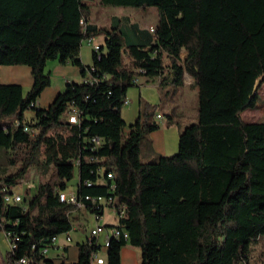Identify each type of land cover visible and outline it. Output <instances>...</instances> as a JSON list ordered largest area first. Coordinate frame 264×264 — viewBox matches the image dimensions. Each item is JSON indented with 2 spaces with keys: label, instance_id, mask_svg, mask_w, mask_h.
I'll return each instance as SVG.
<instances>
[{
  "label": "trees",
  "instance_id": "1",
  "mask_svg": "<svg viewBox=\"0 0 264 264\" xmlns=\"http://www.w3.org/2000/svg\"><path fill=\"white\" fill-rule=\"evenodd\" d=\"M100 2L155 6V42L122 41L117 17L111 26L92 22L90 0H0V68L26 64L34 78L27 92L0 78V189L16 190L35 166H52L58 176L21 203H5L0 190V230L19 236L16 247L0 251V264L24 256L27 264L49 261L41 249L74 227V206L59 190L68 189L76 166L81 198L114 195L125 205L119 225L129 238L112 239L107 264H121L126 244L140 249L142 264H249L250 244L264 235V121H246L243 112L258 104L264 84V0ZM100 35L101 52L93 49V63L85 65L83 41ZM56 59L81 67L84 79L68 82L35 111L32 125L40 131L31 135L26 111L52 84L45 66ZM186 73L198 91V121L183 129L177 152L143 161L142 145L151 146L150 133L160 127L158 105L141 96L124 136L128 89L139 76L183 85ZM71 104L80 110L78 123L62 118ZM16 119L21 125H13ZM92 135L105 140L96 152L86 140ZM102 168L115 174L113 193L111 180L87 183ZM96 249L83 241L78 260L62 264H93Z\"/></svg>",
  "mask_w": 264,
  "mask_h": 264
},
{
  "label": "crops",
  "instance_id": "2",
  "mask_svg": "<svg viewBox=\"0 0 264 264\" xmlns=\"http://www.w3.org/2000/svg\"><path fill=\"white\" fill-rule=\"evenodd\" d=\"M117 17L116 22L122 23L124 25L126 33H129L131 40L140 44L150 45L155 42V38L152 37L149 32L150 26H154L153 22L149 25H141L135 18V16L129 13H119L113 15ZM124 20V21H122ZM93 22V21H92ZM99 25V22H94ZM101 38L99 42H105V36L100 35L91 40L97 41ZM89 42V40H87ZM98 42V41H97ZM90 45V43H89ZM91 46V45H90ZM83 47V45H82ZM182 57L185 58L187 55L186 51H182ZM81 58L85 65H92L93 60L87 63L83 58L81 51ZM127 59L126 61H128ZM56 77H58V82L47 86L38 97V101L41 106L48 107L57 97V95L65 90V85L72 81H81L84 79L81 73L82 68L79 66L71 64L58 65ZM52 73V71H51ZM0 78L3 83H20L23 85L25 92L31 89L34 78L32 75V67L26 64L20 65H2L0 68ZM66 83V84H65ZM160 81L159 79H151L145 76H139V83L128 89V100L125 103V108L123 112V117L127 122L124 128V136H127L130 131V124L134 122L140 112V98L147 99L151 103L158 105V110L156 112V119L160 122V127L153 130L150 133L151 146H148V154L151 158H154L158 154L171 155L178 151L179 149V138L183 129L189 124L187 120L182 121L178 117L173 115H168L164 111V100L162 94L159 92ZM170 88L173 85H168ZM178 90V101L173 100L171 103L166 105L173 108L174 111L182 112L187 109V100L190 97L191 92H194V77L185 74L184 84L174 86ZM34 111V110H33ZM159 113L163 114V117L159 118L157 115ZM33 116H35V111ZM32 116V117H33ZM168 116V117H167ZM248 119L247 121H262L260 114L257 111H251L245 115ZM27 118V117H26ZM80 210V212L78 211ZM74 210L72 216H74V227L69 232L72 236L71 242H66V234L59 236L57 242L50 248L49 252L46 254L48 262L43 261L42 264H62L64 261L72 262L77 261L79 258V244L86 240L89 229H83V225H87V220L89 218L84 209L79 208ZM78 211V212H76ZM92 223L93 227L96 220L89 221ZM102 222L107 225L117 224V219L111 209H106ZM83 230L85 232H83ZM10 240L6 236L4 230H0V251L5 252L10 249ZM121 264H142L141 263V251L139 248L134 247L130 244L123 245L121 248Z\"/></svg>",
  "mask_w": 264,
  "mask_h": 264
},
{
  "label": "rangeland",
  "instance_id": "3",
  "mask_svg": "<svg viewBox=\"0 0 264 264\" xmlns=\"http://www.w3.org/2000/svg\"><path fill=\"white\" fill-rule=\"evenodd\" d=\"M91 3V19L93 22H99V25H107L111 26L114 23V17L113 15L119 14V13H129L135 16L136 20L141 25H149L151 22L158 25L159 23V13L157 11V8L155 6H146V7H134V6H116V5H104L100 2V0H90ZM124 21V20H122ZM154 25V26H156ZM151 27V26H150ZM129 33H123L121 36L122 41H129ZM101 40V38H98L97 43ZM83 47H82V54L83 58L87 63H90L92 58V52L93 49L89 45V42L87 40L83 41ZM58 65H62V63L56 59V60H49L45 66V71L48 73H51L52 76V82L57 83L59 74L57 73V69L59 68ZM57 74V75H55ZM66 84V83H65ZM66 87V85H65ZM134 87V86H131ZM130 87V88H131ZM176 87L171 86V88L168 85H160L159 86V92L162 94V98L164 100V103H171L173 100L178 101V90L175 89ZM187 109L183 110L182 112L174 111L173 108L167 106L164 104V111L168 115H173L178 117L180 120L185 121L187 120L189 124L197 122L198 121V105H199V99H198V91L195 87L194 92H191L189 99L187 100ZM126 106L124 105L122 108V114L124 112V108ZM251 111H257L258 114H260L262 121H264V84L260 90V98L258 100V104L255 107H249L243 112V118L244 120H248L246 118V114H248ZM34 114V111L32 109H28L26 111V117L27 119H32V116ZM168 117V116H167ZM142 160L143 161H150L153 158H151L148 154V145L146 143H143L142 145ZM9 171H12V167H8ZM58 178L56 170L54 167L50 166L48 169H43L41 167H32L28 173V178L23 183L19 184L15 189L18 192H21L24 196L30 197L34 194L37 185L41 181L45 180H51L54 181ZM79 183V167L76 166L75 168V177L69 182L68 189L76 188ZM29 186V187H28ZM30 188V189H27ZM74 210H78L76 207H74ZM89 221L93 220L94 214L91 210L84 209ZM80 212V210H78ZM76 211V212H78ZM78 212V213H79ZM75 213V211H74ZM73 221H74V216ZM88 220L87 225H83V229H91L92 223H90ZM83 232H85L83 230ZM9 250V249H8ZM6 250V251H8ZM5 251V252H6ZM249 264H264V235L260 237L259 240L253 241L250 244V251H249Z\"/></svg>",
  "mask_w": 264,
  "mask_h": 264
},
{
  "label": "built area",
  "instance_id": "4",
  "mask_svg": "<svg viewBox=\"0 0 264 264\" xmlns=\"http://www.w3.org/2000/svg\"><path fill=\"white\" fill-rule=\"evenodd\" d=\"M82 23L84 21L82 20ZM151 30H155V26L150 27ZM92 49H95L99 52H101V44L97 43L90 39L89 41ZM138 70H143L141 68H138ZM187 74V73H186ZM87 80V79H85ZM92 81V80H91ZM134 83H139V77H136L133 79ZM31 109H34L36 111L41 107L38 100L32 101L29 105ZM36 108V109H35ZM80 110L71 104L68 109L63 114V120L69 124L72 123H78L80 122ZM159 118L163 117L162 113H159L157 115ZM34 118L28 120L27 122L23 123L24 129L28 131L31 135H35L40 131V128L38 126H33L32 122H34ZM13 125L19 126L21 125V121L16 119L13 122ZM6 130L8 129L7 126L4 127ZM69 131V129H67ZM87 142L90 144V148L94 150L95 152L100 149V147L103 146L105 140L102 136L99 135H92L88 136L86 138ZM92 160L99 159V156L97 155H91L89 157ZM79 163V160L77 161ZM99 174H101L100 177L96 181L89 180L87 181L88 185H93L97 182H106L107 180L110 181V189L109 191L111 193L115 192L116 184L113 181L114 179V172L108 171L105 175V169L102 168L98 171ZM29 187V186H28ZM1 194L3 197V200L5 203H21L23 201V194L21 192H18L17 190H9L8 186H2L1 187ZM60 198L62 201H65L69 204H72L76 208H82L91 210L94 214V219L96 220V223L91 229L89 230V234L85 240V242L90 244H96L97 249L92 254V263L93 264H107V251L109 246L111 245V241L113 238H120L121 236H125V238H129V231L122 225H119L120 219L123 217L125 212V205L120 204L118 201V198L114 195H85L84 199L81 198L78 194V191L76 188L73 189H64L59 190ZM106 209H111L115 215V218L117 219V224L113 225H107L102 222V218L104 216V213ZM6 236L10 240V246L16 247L17 246V240L19 239L18 235L12 234L11 231L5 232ZM59 236H55L52 238V244H55L58 240ZM72 236L70 233H66V242H71ZM52 245L45 246L41 249L43 254H47L50 250ZM17 264H27V258L21 257L17 260Z\"/></svg>",
  "mask_w": 264,
  "mask_h": 264
}]
</instances>
